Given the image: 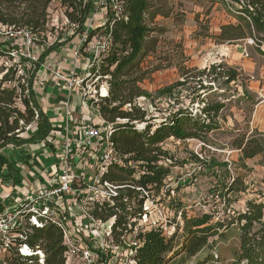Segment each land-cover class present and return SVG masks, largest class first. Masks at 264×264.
I'll return each mask as SVG.
<instances>
[{
  "label": "trees",
  "instance_id": "obj_1",
  "mask_svg": "<svg viewBox=\"0 0 264 264\" xmlns=\"http://www.w3.org/2000/svg\"><path fill=\"white\" fill-rule=\"evenodd\" d=\"M119 16L109 14L107 22L90 29L89 38L95 35H109L110 47L93 70V77L107 85L108 94L97 103L98 115L112 126L111 143L116 153L125 163L132 162L133 168L112 166L106 176L114 182H128L131 187L124 190L121 200L115 207L95 210L96 217L107 220L116 216V227H126L129 220L141 210L137 187L149 189L157 194L170 175V168L165 161L170 159L163 144L169 139L178 141L198 140L207 143L208 136L218 130V120L225 108L221 101L208 102L198 96L197 102L203 104L200 115L186 109H178L154 124V117L141 105L140 100L154 101L158 98H174L175 92L186 85L197 82L200 89L207 69L199 70L186 65L190 61L184 51L180 53V63L175 67L182 80L167 85L155 94L144 89L146 81L152 80L154 73L161 67H155L153 59L158 54L160 29L154 27L159 15L168 17L158 9L154 0H121ZM236 10L231 13L235 23L220 27L218 34H210L208 28L201 36L211 39L217 45H231L240 41L252 40L259 55L264 57V0H231ZM52 0H0V26L12 31L27 29L31 34L42 36L49 32V10ZM65 16L69 21L72 34L66 37L71 42L81 36L95 10V0H62ZM23 45L21 39L0 43V54L9 56L12 50ZM63 46L59 40L39 49L36 61L21 59V72L18 66L3 71L0 78V152L7 147H16L45 142L52 144V123L43 112L39 103L35 85L38 73L45 66L47 58ZM6 51V52H5ZM169 57H163V70L173 68ZM212 73L222 70L216 78H223L226 85L238 81L239 73L234 68L213 65ZM196 99L191 101L194 104ZM139 125H141L139 127ZM35 130H31L32 127ZM232 147L241 153L240 161L262 157L264 168V135L255 133L251 136H239ZM197 159V158H196ZM163 162V165L161 163ZM245 165V164H244ZM227 166V165H225ZM246 168V166H245ZM139 174L135 178L136 174ZM260 190L256 198L246 202L244 211L235 212L231 224L238 229V248L229 264H264V171L260 179ZM249 190L243 179L236 178L228 184V194H240ZM134 202V207L132 206ZM132 208L135 213L130 212ZM184 241L177 245L178 231L151 230L141 235L143 244L136 250V264H169L185 255L189 258L200 255L209 248L214 237L225 238L228 226L221 221L214 222L210 215L189 217L182 214ZM26 244L32 250H41L43 264H65L61 230L54 224L31 227L23 232ZM175 256L174 259H171ZM214 258L218 259L215 254ZM38 256L21 257L15 254L11 264H41ZM213 257H206L205 263Z\"/></svg>",
  "mask_w": 264,
  "mask_h": 264
},
{
  "label": "rangeland",
  "instance_id": "obj_2",
  "mask_svg": "<svg viewBox=\"0 0 264 264\" xmlns=\"http://www.w3.org/2000/svg\"><path fill=\"white\" fill-rule=\"evenodd\" d=\"M61 1L52 0L48 17L49 32L44 40L42 36L33 37V52L39 56V49L42 46L59 40L63 46L51 57L55 62L54 65L64 72L63 51L67 54L69 49L74 48L72 51L75 52L81 44V37L71 42L65 41L72 31L67 23L65 8L62 7ZM154 2L158 9H162L163 13L169 16L159 15L155 18L153 25L162 32L156 34L159 39L158 54L151 60L155 67L162 69L153 74L152 80L144 83V89L155 94L163 87L182 80L175 67V64L180 63L181 51L190 58V61L186 63L188 67L201 71L207 69L206 74H208V77L203 79V86L208 89H200L197 82H192L179 88L172 99L158 98L153 102L147 99L140 100L141 105L148 111V115L155 118L154 124H159L163 118L178 109H186L194 115H200L204 105L197 102L199 95L201 99L204 98L208 102L221 101L225 105L218 120L221 130L219 128L209 134L206 144L198 140L169 139L163 145L170 157L165 161V165L170 168V175L163 190L164 229L168 232L178 231L177 245H180L184 241L182 214L189 217L207 214L213 218L214 222L221 221L228 226L225 238L214 237L212 239L214 243L200 255L193 258L181 255L175 262L169 264H229L238 248V229L236 225L231 224V219H234L236 215L228 211L229 209L235 212L241 211L248 200L256 198V193L261 187L262 157L250 160L248 166L244 165L237 158L239 154L233 152L237 149L232 147V143L239 136H251L255 133L264 135V104H261L259 98L260 91L264 90V57L258 54L257 48L250 39L231 45H217L211 39L201 36L205 28H208L210 34H218L222 25L235 23L231 13L237 6L231 0H154ZM105 21L103 23H106ZM5 38V35H0V39ZM16 40L19 41V39ZM227 48L232 50L231 58H221L220 53ZM245 48L250 62L248 67L242 68L239 65L243 60L240 53ZM79 55L77 61L90 58L86 50L80 49ZM165 56L172 61L173 68L163 70ZM231 62L236 63L237 66ZM19 63L9 56L0 54V78L3 71L10 67L14 68L20 65ZM61 63L63 66H60ZM213 65H222L224 69L226 67L239 69L238 81L226 85L223 78L218 77L216 81L212 80L223 70L217 69L216 73L211 74L210 68ZM49 66L48 63L43 66L44 73H51ZM18 70L21 71L22 68L18 66ZM84 73L82 70L81 73L76 74L83 77ZM64 84V81L60 82V85ZM103 85L105 83L99 78L91 77L84 83L82 89L70 92L71 96L74 95L79 99L81 108L87 112L85 117L93 120L97 115L96 103L102 98ZM193 99H196V102L191 104ZM95 121L96 119L93 120L94 124L99 119ZM197 155L204 157V160H200ZM231 172L233 176L243 179L249 185L247 192L227 193L226 188ZM215 254L218 259L214 258ZM14 255L15 253H12L8 258L7 264H11L10 260ZM210 256L213 260L205 263V258ZM174 258L175 256H172L171 259Z\"/></svg>",
  "mask_w": 264,
  "mask_h": 264
},
{
  "label": "built area",
  "instance_id": "obj_3",
  "mask_svg": "<svg viewBox=\"0 0 264 264\" xmlns=\"http://www.w3.org/2000/svg\"><path fill=\"white\" fill-rule=\"evenodd\" d=\"M121 2L95 0L90 23L84 28L80 36L81 44L73 54L75 61L80 57V49L90 54L83 77L77 75L75 70L64 73L59 67L49 66L53 80L59 83L64 81L69 92L82 89L84 83L93 77V70L101 57L107 53L110 36L95 35L90 39V29L104 25L103 22H107L110 13L119 16ZM67 23L69 24L68 19ZM0 35H5L6 40L23 41L20 48L9 53V58L13 61L20 62L22 58L37 60L38 54L33 52L35 35L27 29L12 31L0 26ZM18 66L22 68L21 65ZM107 94V85H103L101 97H106ZM96 113L98 115V110ZM99 119L101 125L96 126L90 117H85L87 124L79 130L78 139L73 143L68 138L64 140L60 169L53 181L33 189L28 197L20 201H5L7 206L0 213V263L7 264L8 258L15 253L21 257L38 256L39 262L43 264V252L32 250L21 241L24 240V231L47 223L54 224L61 230L66 248L65 264H136L134 255L143 244L140 236L151 230H163V186L157 194H152L149 189L136 188L141 210L129 220L126 227H116V216L107 220L95 216L97 209L103 211L105 208L115 207L117 202L127 203L126 199L121 200V194L131 186L128 182L118 183L107 179L109 168L134 166L132 162L125 163L124 158L114 151L110 140L112 126L100 116ZM67 128L70 131V127ZM95 143L98 145L96 149ZM85 148L94 149L89 175H84V170L80 169L86 165V161L78 156V152ZM197 156L204 160L201 155ZM229 169L231 171V167ZM138 176L137 173L135 178ZM235 179L231 172L229 184ZM132 206L134 207V202ZM129 210L135 213L132 208ZM228 213L234 215L235 211L229 209Z\"/></svg>",
  "mask_w": 264,
  "mask_h": 264
},
{
  "label": "crops",
  "instance_id": "obj_4",
  "mask_svg": "<svg viewBox=\"0 0 264 264\" xmlns=\"http://www.w3.org/2000/svg\"><path fill=\"white\" fill-rule=\"evenodd\" d=\"M0 40V43L9 41L5 39ZM69 50L67 52L68 55L63 51V59H66L67 62H64V66L61 63L60 66H63L65 72L75 70L76 73H81L89 59L75 61L74 51H72L74 48ZM56 52H59V50ZM246 53V48L242 49L240 53L243 60L240 61L239 65L242 68L249 66V54ZM51 55L47 58L45 65L48 63V65L56 68ZM231 55L232 50L230 48L223 49V53H220L221 58H231ZM234 69L240 71L237 68ZM35 91L43 112L50 118L52 123L54 141L52 144H46L45 142L31 143L19 148L10 146L0 152V213L7 206L5 202L7 199H10L11 202L20 201L28 197L33 189L48 185L49 182L53 181L55 174L60 169L64 140L68 138L72 143L75 142L78 139L79 130L87 124L85 120L87 112L81 108L79 99L74 95L71 96V93L64 85L62 86L59 82H55L51 73H44L43 70L38 73ZM263 91L261 90L259 93L261 104H264ZM95 119L98 121L99 116L96 115L93 120ZM78 120L82 121L79 122ZM96 124V126L101 125L100 119ZM67 127H70V131ZM31 130L34 131L35 127L33 126ZM97 146V143H95L94 149ZM94 149L85 148L78 152V156L83 161H86V165L80 167V169L84 170V175H89L91 172L90 165L93 163ZM233 152L239 154L237 158H241L239 150ZM249 161H244V164L248 166ZM261 170L260 179L262 178L264 168L261 167Z\"/></svg>",
  "mask_w": 264,
  "mask_h": 264
}]
</instances>
